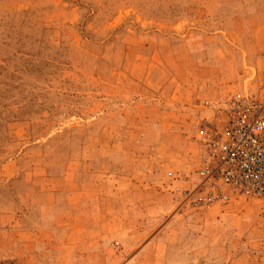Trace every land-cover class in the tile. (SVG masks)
Returning a JSON list of instances; mask_svg holds the SVG:
<instances>
[{
  "label": "rangeland",
  "instance_id": "obj_1",
  "mask_svg": "<svg viewBox=\"0 0 264 264\" xmlns=\"http://www.w3.org/2000/svg\"><path fill=\"white\" fill-rule=\"evenodd\" d=\"M234 93L264 0H0V264H264V197L193 202Z\"/></svg>",
  "mask_w": 264,
  "mask_h": 264
},
{
  "label": "built area",
  "instance_id": "obj_2",
  "mask_svg": "<svg viewBox=\"0 0 264 264\" xmlns=\"http://www.w3.org/2000/svg\"><path fill=\"white\" fill-rule=\"evenodd\" d=\"M214 121L195 131L204 155L198 206L222 208L231 200L264 197V110L234 93L221 106L208 101Z\"/></svg>",
  "mask_w": 264,
  "mask_h": 264
}]
</instances>
